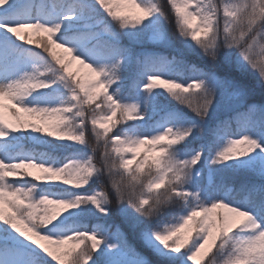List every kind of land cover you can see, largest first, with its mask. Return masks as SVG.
Here are the masks:
<instances>
[{
    "label": "snow or ice",
    "instance_id": "6c2138e0",
    "mask_svg": "<svg viewBox=\"0 0 264 264\" xmlns=\"http://www.w3.org/2000/svg\"><path fill=\"white\" fill-rule=\"evenodd\" d=\"M0 264H264V0H0Z\"/></svg>",
    "mask_w": 264,
    "mask_h": 264
},
{
    "label": "trees",
    "instance_id": "16d2710c",
    "mask_svg": "<svg viewBox=\"0 0 264 264\" xmlns=\"http://www.w3.org/2000/svg\"><path fill=\"white\" fill-rule=\"evenodd\" d=\"M229 187H231V185H229Z\"/></svg>",
    "mask_w": 264,
    "mask_h": 264
}]
</instances>
